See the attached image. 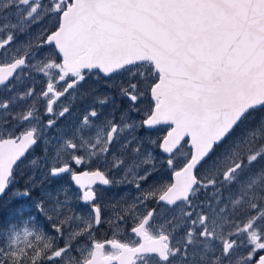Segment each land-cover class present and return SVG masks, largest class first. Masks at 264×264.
I'll list each match as a JSON object with an SVG mask.
<instances>
[{
  "label": "snow or ice",
  "instance_id": "obj_1",
  "mask_svg": "<svg viewBox=\"0 0 264 264\" xmlns=\"http://www.w3.org/2000/svg\"><path fill=\"white\" fill-rule=\"evenodd\" d=\"M0 264H264V0H0Z\"/></svg>",
  "mask_w": 264,
  "mask_h": 264
},
{
  "label": "rangeland",
  "instance_id": "obj_2",
  "mask_svg": "<svg viewBox=\"0 0 264 264\" xmlns=\"http://www.w3.org/2000/svg\"><path fill=\"white\" fill-rule=\"evenodd\" d=\"M109 195H111V191H109Z\"/></svg>",
  "mask_w": 264,
  "mask_h": 264
}]
</instances>
